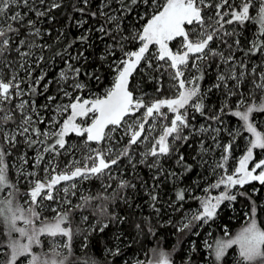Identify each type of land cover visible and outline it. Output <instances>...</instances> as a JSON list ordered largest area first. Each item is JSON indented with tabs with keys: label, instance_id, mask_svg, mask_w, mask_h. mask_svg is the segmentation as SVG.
Returning a JSON list of instances; mask_svg holds the SVG:
<instances>
[{
	"label": "snow or ice",
	"instance_id": "snow-or-ice-1",
	"mask_svg": "<svg viewBox=\"0 0 264 264\" xmlns=\"http://www.w3.org/2000/svg\"><path fill=\"white\" fill-rule=\"evenodd\" d=\"M88 2L89 0H81L82 4ZM111 3L112 0H102L99 15L105 18L106 23L114 24V29L108 30L102 24L99 31L112 39L114 43L119 44L120 51L123 53V58L116 66L113 86L106 91L103 98L81 100L79 96H76L68 104H56L55 115L49 121L50 127L48 130H41L37 124L43 123L44 120L36 110L35 102L23 99L25 89L21 87V84L28 83V93L32 95L36 93L35 85L45 79L46 73L41 74L35 80H30L33 69L31 65L25 67V63L29 57L35 55L34 49L50 48L51 46L36 42L37 38L43 34L41 29L36 27L37 20H26V17L29 12L33 13L37 19L49 17L53 9L61 7V3L58 0H51L50 3H46V0H0V63H4L11 71L12 62L7 61L5 56L7 53L15 51L19 57V69L26 73V76L21 78L18 72H14L7 82L0 76V133L3 134V140L8 145V149L0 146V194H2L0 220L5 224L8 234L6 243L8 251L5 253L6 258L0 260V264H18L22 257L27 259V264H97V261L91 257H76L73 260L74 237L83 235L85 242L81 247L87 249V233L97 230L95 225H89L87 229L78 227L74 230L71 227L73 208H84L92 200L111 202L113 199L119 198L123 202H128L127 197L122 193L129 188L134 189L136 185L128 180H120L117 189L113 190L111 196L101 193H97L95 196L81 195V203L73 206L69 196L76 195L77 179L89 180L93 177L111 179L112 166H119L123 158H127L135 168L136 165L132 161V146L149 142L151 147L140 154L139 163L145 164L149 158H153L147 166L159 174L152 177L153 181H156L159 176L164 175L160 157L178 152L179 149L175 147L176 141L187 142L189 136L196 133L211 131L219 134L222 131L221 128L213 127L209 123L207 126L201 125L197 129L188 117L189 109H191L192 112L199 113L208 121L222 125L224 123L222 115L231 111L226 99L218 112L211 116L206 115L204 103L206 96L201 90L200 81L204 79L205 67L209 66L207 62L211 59L218 61L217 67L222 64L225 68L217 73L216 83L212 87L222 90L226 98L239 96L238 107L235 111H231V114L239 117L243 122L242 127L251 133L253 138L249 141L250 146L247 148L246 154L239 160V166L234 169L232 174H227L224 163L229 158L232 142L221 146L217 136H212L216 146L222 148V162H215L211 172L216 174L219 169L223 174L219 175L215 183L209 187L220 189L221 186H224V190L216 196L194 197L200 202L199 208L185 217L187 222H182L179 231L189 229L194 222L207 223L209 220H213L217 215V209L224 201H236L237 195H246L242 192L231 194V190L236 186L243 187L252 181H259L261 185H264V159L256 162L251 169L248 167L254 150H264V134L257 131L253 123V113L264 114V102L258 105L248 104L241 91V85L246 84L248 82L246 78L250 77V82L253 85L251 91L264 93V70H257L258 68L264 69V38L254 39L245 51L241 49V41L235 28L229 31L225 27V25L234 24L244 26L246 22L256 21L259 25V32L264 34V0H241L239 6L230 4L229 0H216L215 3L212 0H164L163 4L159 3V0H116L118 8L113 11L120 12L122 15L124 13L131 14L135 10L133 6L143 5L153 9L150 18L147 19L143 27L127 37L120 34L121 17L115 14L110 15L105 10L111 8ZM20 9H26V11L22 12ZM205 9H213V14L207 15ZM76 11L84 13L85 9L79 7ZM9 13L11 14L9 15ZM90 15L96 17L98 13L91 12ZM145 15H149V13L146 12ZM76 23L78 26H82L84 21ZM14 24L18 27H14ZM21 28L26 29L27 35L17 42L13 36L19 37ZM177 38H180V47L173 51L169 44ZM229 38H233L232 43H229ZM78 39L86 41L88 37L81 36ZM125 41H138L139 47L137 50L125 52ZM217 41L219 42L217 47H211ZM12 43L16 44L14 49L11 47ZM153 45L157 48L155 54L150 53V47ZM21 49L26 50L22 51ZM238 50L243 51V56L240 58L236 56ZM257 53L261 57L260 64L252 66L249 70L246 61ZM78 58L79 56H69L65 61L68 71L62 70L59 74L58 83L71 78L72 82L69 87L72 90L84 87L82 83L75 80V77L80 75V69L71 63L72 60ZM42 60H44V56L40 55L36 63L38 64ZM154 61L156 72L168 74L172 81L171 87L175 89V95L171 98H161L145 103L142 97H135L133 91L129 90L130 78L142 62L148 68H152ZM191 70H195L199 74H186ZM46 90L47 85H45ZM157 91L160 89L157 88ZM61 92L64 97H72V92L67 89L61 88ZM16 99H19L20 102L14 107L8 108L7 105ZM47 99L55 101L56 97L49 96ZM42 107L47 108L48 105ZM241 107L244 110H240ZM142 108L145 111L141 117L132 120V122L126 120V117H135ZM69 112L70 115H67L62 123L56 119ZM169 113L172 114L170 121L162 127L158 137L153 136L150 140L149 135L145 133V125L149 119L155 121L159 117L161 120H167ZM17 115L19 116L18 122ZM85 118L90 119V123L86 126L77 122ZM192 119H195V116ZM9 124L14 125V128H9ZM118 129H123L124 135L129 138L127 144L122 148L117 147L119 141L113 139V133ZM185 129L188 130L187 134H185ZM154 131L155 124L153 123L149 128V133ZM70 133L85 137L86 145L88 142H95L98 145L97 148L87 149L89 154L85 158L84 166H75L70 172L60 173H56L54 167L51 171L45 168L47 178L29 181L30 190L23 194L27 197L28 206L14 204L19 192L11 173V166L6 162L9 149L15 147L19 142L18 138H22L28 147L43 145L38 148L35 157V164L39 165L44 159L45 153H57L58 149L65 148L66 137ZM230 135L234 140L235 133H230ZM50 140L51 143L48 142ZM100 145L103 147H99ZM207 150L202 141L201 151ZM27 163V159L22 157L16 165L15 176L25 179L35 176V173L32 172L25 174L23 166ZM176 164L183 166L185 170H190L192 167L186 163L183 154L178 156ZM257 169H260L258 173ZM168 175L177 176L174 172H170ZM69 181L72 183L61 186L62 182ZM110 187V184H102L105 192ZM152 187L155 188L158 185L153 184ZM254 191L258 190L254 189ZM61 192L64 193V196L58 198ZM149 197L150 206L159 213V209L155 206L158 195L149 192ZM176 199L181 202L185 201V189L177 191ZM249 199L251 198L249 197ZM45 201L57 205L51 209L54 212L51 219H42V213L46 207ZM256 211L257 208L253 206L251 209L252 218L234 237L217 239L214 245H207L210 250L209 255L214 257V260L209 261V264H225L228 250L234 245L239 249L238 259L234 264H264V227H261L257 219L254 218ZM100 214L106 216L109 222H123V218L117 217L114 213L108 215L103 205ZM83 219L87 221L88 218L83 217ZM20 222L23 226H20ZM97 224L100 225L98 229L100 232L109 226L108 223L99 220ZM136 227L139 229L140 225ZM149 232H151L150 228ZM14 233L17 236L14 237ZM42 237L47 238L49 249L36 253L33 251V247L43 245ZM3 247L5 246L0 245V248ZM106 252L118 256L121 249L117 246L114 250L106 249ZM159 257L155 264H172L167 253L161 252Z\"/></svg>",
	"mask_w": 264,
	"mask_h": 264
},
{
	"label": "trees",
	"instance_id": "trees-1",
	"mask_svg": "<svg viewBox=\"0 0 264 264\" xmlns=\"http://www.w3.org/2000/svg\"><path fill=\"white\" fill-rule=\"evenodd\" d=\"M213 1V3L216 2V0ZM50 2L51 0H46V3ZM58 2L61 3V7L53 9L49 17L37 19L31 12L26 17V20H37L36 27L41 29L43 35L37 38L36 42L51 46L50 48L34 49L35 55L28 58L33 69L30 80H35L41 74L46 73L45 79L35 85L36 93L34 95L29 93V97L35 100L38 110L42 113L48 112V108L51 107L50 103L57 102L59 97H61V88L68 90V81L59 83L58 81L60 72L62 70L68 71L65 61L68 60L69 56H79L78 59L71 61L75 67L80 69V75L75 80L84 85L77 93L85 97L99 96V98L103 97L106 91L113 86L116 76V66L123 58L119 44L114 43L112 39L99 31L102 24L108 30L114 29V24L106 23L105 18L99 15L102 0H89L87 4H82L81 0H58ZM79 7H83L85 12L80 13L76 11ZM133 7L135 10L131 14L124 13L122 15L120 12L113 11L118 8V5L116 0H112L111 8L105 9L110 15L115 14L121 17L120 34L126 37L130 36L135 30L142 28L153 11V9L146 8L143 5ZM20 11L23 12L26 9H21ZM91 12H97L98 15L92 17L90 15ZM146 12L149 15H145ZM77 21H84V23L82 26H78ZM13 26L18 27L16 24ZM258 27L259 25L256 21L246 22L244 26L237 25L235 27L241 41V49L246 51L254 39L258 37L264 38V34L257 33ZM25 35H27L26 29L21 28L20 36H13V39L18 42ZM81 36H87L88 39L81 41L78 39ZM117 39H119V36H117ZM232 39L229 38V43H232ZM11 47H16V44L12 43ZM138 47V41L124 42L125 52L137 50ZM213 47H217L216 43L213 44ZM21 50L24 51L26 49ZM57 53H60V55H57ZM40 55L44 56V60L37 64L36 61ZM236 56L238 58L242 57L243 51L238 50ZM260 59L259 53L248 59L246 62L248 63L249 70L252 66L259 65ZM141 64L142 66L135 71L131 80L130 87L133 93L139 92L141 89V91L146 93H154L157 95V99L163 96L169 97L175 95V91L169 86V82L171 81L167 77L166 72L158 73L155 68H148L147 66V73L141 72V68L144 66L143 62ZM153 64H155V61ZM207 64L209 66L205 67L204 79L200 81L201 90L206 96L204 100L206 115L211 116L218 112L226 99L231 111H235L238 107L236 104L239 96L226 98L222 90L212 87L216 83L217 73L224 70V67H217L218 61L216 59L209 60ZM257 70L261 71L264 69L258 68ZM198 74L196 73L195 75ZM246 79L248 82L241 85V91L246 95L247 103L258 105L264 102V93L252 92L253 85L250 82L251 78ZM24 84L28 85V83ZM45 85H47L46 91ZM157 88L160 91H157ZM171 89L172 92H170ZM208 89H211V91H208ZM72 94L74 95L75 93ZM49 96H55L56 100L49 101L47 99ZM70 100V97H61L59 101L66 102ZM46 104L48 105L47 108L42 107ZM240 110H244L243 107ZM231 111L223 114L222 119L227 118L231 125L230 127H234L233 125L237 124L241 128L243 122L240 121L239 117L233 116ZM193 116H195V119H192ZM253 116V122H257L255 125L257 131L264 134V114L253 113ZM188 117L191 123H195L196 128L201 124L207 125L211 123L212 125H217L216 122L208 121L199 113L192 112L191 109H189ZM44 126L45 119L43 123L37 124V127L41 130L45 128ZM245 131L247 132L246 129ZM247 133H244L242 136L235 134L234 140L232 136H228L224 142H232L233 149L238 147L235 153L240 154L245 147V137L249 135L251 139L253 138L251 133ZM73 137L75 135L71 134L66 139L69 141ZM78 139L82 140L84 145L89 148L96 145L95 142H88L86 145L85 137L78 136ZM48 142L51 143L52 141ZM0 146L8 149V145L2 136L0 137ZM35 147H28L24 143H20L17 148H14V152L6 156V162L10 164L13 156L16 154L17 156L22 155V153H26L28 156L33 155L36 152L34 150ZM176 147L179 151L171 154V160L166 159L167 157L162 159L161 165L164 169V175L159 176V179L156 181H153L152 177L159 174L147 166L153 158H149L145 164H140L138 159L134 160L135 168H133L132 164L126 163L118 169L116 178L101 177L98 179L93 177L89 180L77 179L76 195H79V197L81 195L95 196L97 193L111 196L113 190L117 189L120 180H128L132 184H135L136 187L123 191L122 194L127 197L128 202H123L119 198L113 199L111 202L92 200L84 208H73L71 227L74 230L78 227L87 229L89 225H95L97 229L96 231L87 233V249L81 247L85 242L83 235L74 237L73 260L76 257H91L97 261V264H145L149 260L151 253L160 249L168 252L175 264H209V261L214 260V257L209 255L210 250H206L203 247L205 237H210L213 242L221 238L228 239L234 237L252 218L251 209L253 206L257 208L254 218L257 219L261 227H264V185L256 183V187H254L250 183L238 189V192L245 193L246 195H237L236 201L227 202L220 206L216 217L211 222L208 224L194 222L189 229L179 231L186 216V211L198 207V200L194 199V197L199 196L203 188L214 180L215 176L211 173L210 168L207 167V163H204L205 156L202 155H205V153L201 151L200 138L191 135L187 142L180 141V145ZM80 148L82 149L83 147L81 146ZM76 151H78V147L73 152L67 153L65 158L70 155L79 156L74 154ZM255 151L259 156H264V150L255 149ZM61 153H63V149L58 150L53 155H59L57 158L59 160L63 156ZM180 154H183L187 164L192 165L190 170H185L183 166L176 164V160ZM124 159L121 162H124ZM30 162L33 163L34 160L31 159ZM84 163L85 160L82 164L84 165ZM59 168L61 172L71 171V167L69 168L64 163ZM170 172L176 173L177 176H169L168 173ZM102 184H110L111 187L105 192ZM153 184L158 185V187L153 188ZM179 189H185V201H177L176 193ZM254 189L258 191H254ZM19 191L20 188L18 189ZM149 192L158 195L155 206L159 209V213L155 212L153 207L150 206ZM0 198H2V194H0ZM18 202L16 197L14 204H18ZM102 205L106 208L108 215L114 213L117 217H122L123 222H109L106 216L100 214ZM83 217H87V221ZM98 220L109 224L103 232L98 230L100 226L97 224ZM137 225H140L139 229H137ZM149 228L151 232H149ZM117 236H119V239H117ZM7 239L6 226L0 220V245H4L5 247L3 248L5 249L7 248ZM117 246L121 249L120 255L113 256L106 252V249L114 250ZM234 246L228 250L225 264H234L235 259L230 257L236 252V247ZM33 251L40 253L45 251V248L40 249V246H34ZM21 259L23 257L20 258V261ZM20 261H18V264Z\"/></svg>",
	"mask_w": 264,
	"mask_h": 264
},
{
	"label": "rangeland",
	"instance_id": "rangeland-1",
	"mask_svg": "<svg viewBox=\"0 0 264 264\" xmlns=\"http://www.w3.org/2000/svg\"><path fill=\"white\" fill-rule=\"evenodd\" d=\"M212 2H214V1L212 0ZM240 2H241V0H229V3L230 4H235L236 6H239ZM159 3L163 4L164 3V0H159ZM213 11H214L213 9H205V13L207 15H212L213 14ZM10 14L11 13H9V15ZM225 18L228 19L229 17H225ZM236 26H237V24H234V25H225V27L229 31H232L233 28H235ZM257 33L261 34L259 32V27H258ZM218 43L219 42L217 41L216 42V46H217ZM213 44L211 45V47H213ZM169 47L172 48L173 51H176L180 47V38H177V40L170 42ZM221 48H223V46H221ZM156 51H157V48H156L155 45H153V46L150 47V53L155 54ZM5 59L7 61H11L12 62V65H13L12 66V69L10 71L9 67H6L4 65V63H0V76L3 77V79L5 80V82H7V80L10 78V76L14 72H18L19 73V76L21 78H23V77L26 76V75H24L26 73L23 70H20L19 69V57L17 56V54L15 53V51H12L10 53H7L6 56H5ZM160 63L163 64L164 62H160ZM29 65H30V63H29V60L27 59V62L25 63V67H28ZM190 65H191V61H190ZM141 66H142V64L138 68H140ZM220 66L221 67L222 66L224 67V65H222V64ZM145 67L146 66L144 65L141 68V72H146L147 73V70H146L147 67L146 68ZM152 68H155V64H153ZM224 70H225V68H224ZM186 74L195 75L196 73H195V70H191L190 73H186ZM167 77H168V74H167ZM71 82L72 81H71V78H70L68 80V83L70 84ZM171 84H172V81L169 82V86H171ZM21 87L25 89V95H24L23 99L29 100L30 102L31 101H34L35 102V100H33L32 98L29 97V93L27 91L28 85L21 84ZM137 87H138V85H137ZM172 89L170 90V92H172ZM173 90L175 91V89H173ZM68 91H71L72 93H75L74 95L72 94V97H70L71 100L70 101H66V102L59 101V100H61V97L62 98H66L61 93V95H60L61 97H59V99L57 100V102L50 103L51 107L48 108V110H49L48 112L42 113L40 110H38V105L35 102V108L39 112L40 117L43 120L45 119V126H44L45 128L43 130H48V128L50 127L49 121L55 115L54 109H55V105L56 104H68V103L72 102V99L74 97H76V96H79L81 100H84V99L93 100V99L99 98V96H97V97H91V96L85 97V96H82L81 94H78L77 93L78 90H72L70 87H68ZM134 94H135L134 95L135 97H142L144 99L145 103H150L151 101L155 100V98L157 99V95H155L154 93H146V92L141 91V89H140L139 92H134ZM173 96L174 95H171L169 97L163 96V97H160L159 99H161V98H171ZM244 97L246 99V95L245 94H244ZM19 102H20L19 99L13 100L11 104L7 105V107L8 108H12V107H14L15 104H17ZM236 106H238V102H237ZM144 111H145V109L142 108V109L139 110V112L136 113L135 117H131V118L126 117V120H129V122H132V120H135L136 118L141 117L142 114L144 113ZM67 115H70V112L69 113H65L64 116H62V117H57L56 119L60 123H62L63 119H65L67 117ZM90 116H91V114H90ZM171 118H172V114L169 113L167 120H161L159 117H157V119L155 121H153L152 119H149L148 123L145 125V133L149 135V139L151 140V138L153 136L158 137L159 133L162 130V127L165 124H167L170 121ZM18 121H19V116L17 115V122ZM189 121H190V119H189ZM223 121H224V123L222 125L221 124L212 125L213 127H219V128L222 129V131L219 134L212 133L211 131L206 132V133H196V134H193V135L197 136V138H200V143L203 141L204 148L205 149H208L207 151H204L205 155H202V156H205V161L207 163V167H209L210 170L214 166V163L215 162H222L221 161L222 148L216 146V143L212 140V136L213 135H216L217 136V140H218L219 144L222 146V145H226V144L229 143V142L227 143V142H224V141H225L226 137L231 136L230 133H235V134H237V136H242L244 133L248 134L245 131V128H243V127L240 128V126L237 125V124L233 125L234 127H230L231 125H230L229 120L227 118H224ZM77 122L83 124L84 126H86L88 123H90V119L85 118L83 120H78ZM153 123L155 124V131L149 133V128L153 125ZM253 123H254V126H255L257 122L255 123V121H254ZM192 124L195 127H197L195 125V123H192ZM201 125L207 126L208 124L207 125L201 124ZM8 127L9 128H14V125L9 124ZM187 132H188V130L185 129V134H187ZM71 134L75 135V137H73L72 139L70 138L69 141H67V144H66L65 148L63 149V153H61V154H63V156H61V159H59V160L57 159L59 155L58 156H54L53 153H48V155H47V153H45L44 154V159L41 161V163L39 165H36L35 164V157L37 155V150H38V148L43 147V145H37L35 147V149H34L36 152H34L33 155H29L28 156L26 153H22V155H18L17 156V154H16V155L13 156L10 164H11V172L13 174V178H14V182L16 183V187L18 189L20 188L19 195H17V199L19 201L18 202V205L23 206V207H27L28 206L27 197L25 195H23V194L26 193V192H28L30 190V183H29V181H32V180H35V179L45 180L47 178V174L45 173V168H48L49 171H51L52 168L54 167L55 168V172L56 173H60L61 172V169L59 168V166L61 164H63V163L64 164H67L69 166V168L71 167V170L75 166H80V167H83L84 166L82 164V162L85 160V158L89 154V152L87 151V149H89V147L88 146H85L84 143H83V141L82 140L80 141L78 139V136L75 133H70L68 135V137ZM1 136L3 137V134L2 133H0V137ZM113 139L116 140V141H119V144L116 145V146L122 148L124 145L127 144L129 138H128V136H125L124 135L123 129H118L117 132L113 133ZM142 139H143V137H142ZM169 139L171 140V138H169ZM18 140H19V142L15 145L14 148H17L20 143H24L22 138H18ZM250 140H251L250 136L247 135L245 137V147H244V149L242 150V152L240 154L239 153H235L238 147L236 149L231 148V152L229 154V158L226 161V163H224V168L226 169L227 174H232L233 171H234V169L239 166V160L246 154V150L250 146L249 145V141ZM177 145L178 146L180 145V141H176L175 147ZM81 146L83 147L82 149L80 148ZM77 147H78V151H76V153L74 152V154L79 155V156L70 155L67 158H65L66 155H67V153L73 152L74 149L76 150ZM97 147H98V145H95L94 147H91V148H97ZM99 147H103V145H100ZM150 147H151V143H149V142H145L143 144H138V145H133L132 146V161H133V163H134V160H136V159L140 160V158H141V155L140 154L143 153L144 151H146V149L147 148H150ZM14 148L12 150L11 149L9 150V155L12 152H14ZM58 150H62V149H58ZM22 157L23 158H26L27 161H28V163L23 166L24 167L25 174H27L29 172H32V173H35V176L28 177L27 179H25L24 177H17V176H15V173H16V165L18 164V162L21 160ZM171 157H172L171 155L160 157V164L162 162V159H165L166 158V159L171 160L170 159ZM31 159L34 160L33 163L30 162ZM261 159H264V156L263 157L262 156H259L258 153L254 150V152H253V158L248 163L249 169H251L254 166V164L256 162H259ZM124 160H125L124 162H120L119 166H115V165L112 166V168H111L112 178H116L117 177L116 176V172L118 171V169L120 167L124 166L126 163H129V160L127 158H125ZM89 166H90V162H89ZM259 171H260V169H257V173ZM222 174H223V172H221V170L217 169V173L216 174H213V176H215L214 177V180H212L209 184H207L203 188V190L200 193V195L197 196V197H206V196H216V195H219L220 192H222L224 190V186H221L220 189H212L209 186L211 184L215 183V181L218 179L219 175H222ZM70 183H72V182L71 181H69V182H62L61 186H67V184H70ZM250 183H249L250 185H254V187H256L255 184L256 183H260V182L259 181H252ZM61 186H58V187H61ZM239 187L240 186H236V188L232 189L231 190V194H236L238 192ZM254 187L252 186V188H254ZM63 196H64V193L61 192V193H59L58 198H62ZM69 199H71L73 206L76 205V204L81 203L79 195L78 196L77 195H75V196H69ZM227 202H229V201H224L220 206L224 205ZM199 203L200 202L198 200V207H194L192 209H188L186 211V216L187 215H190L191 213H194L199 208ZM44 204L46 205V207L44 208V211L42 213V219L43 218L51 219L54 216V212H52L51 209L54 208V207H57V205L53 204L50 201H45ZM218 209H217V212H218ZM185 217L183 219V222L186 223L187 220L185 219ZM211 221L212 220H209L207 223L201 222V224H208ZM20 226H23L22 222H20ZM13 236L15 237V236H17V234L14 233ZM43 241H44V243H43L42 246H40V249H44L45 248V251H48L49 245H48L47 238H44ZM208 244H213L214 245V242L212 241V239L210 237L207 236L203 240V245H204L203 247L206 250H209V248L207 247ZM234 247H236L235 248L236 249V252L233 253L230 257L236 260V259H238L239 249H238V246H234ZM7 251H8L7 248L6 249L5 248H1L0 249V260H3V258L6 257L5 256V253ZM161 252L167 253L170 256V254L168 252H166L165 250L157 249V250H155L154 252L151 253V256H150L149 260L145 264H155V261L160 258L159 257V254ZM170 258H171V256H170ZM171 260H172V258H171ZM19 264H27V259L26 258L21 259V261L19 262ZM172 264H175L173 262V260H172Z\"/></svg>",
	"mask_w": 264,
	"mask_h": 264
},
{
	"label": "water",
	"instance_id": "water-1",
	"mask_svg": "<svg viewBox=\"0 0 264 264\" xmlns=\"http://www.w3.org/2000/svg\"><path fill=\"white\" fill-rule=\"evenodd\" d=\"M138 67H139V66H138ZM137 69H138V68H137ZM134 73H135V72H134ZM134 73H133V75H134ZM133 75H132V77H133ZM132 77L130 78V84H131ZM130 84H129V90H131ZM131 91H132V90H131ZM100 98H103V97H100Z\"/></svg>",
	"mask_w": 264,
	"mask_h": 264
}]
</instances>
